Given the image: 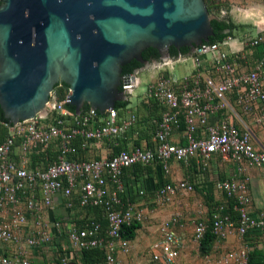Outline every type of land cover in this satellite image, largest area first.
<instances>
[{
  "label": "built area",
  "instance_id": "obj_1",
  "mask_svg": "<svg viewBox=\"0 0 264 264\" xmlns=\"http://www.w3.org/2000/svg\"><path fill=\"white\" fill-rule=\"evenodd\" d=\"M220 12L225 14L223 9ZM255 28L253 34L204 41L186 56L146 64L156 70L145 81L141 99L152 100L161 108L151 147L134 144L108 157L69 158L75 151L71 145L74 138L85 148L90 140L132 133L137 116L127 105L122 117L115 106L102 113L90 106L70 112L65 100H57L53 93L36 116L7 125V134L0 142V244L11 247L0 250V264H31L28 248L51 244L62 236L69 250L59 258L60 264H68L72 252L96 247L103 250V264H117V249L128 250L123 225L144 219L141 208L122 201V170L136 163H156L165 175L172 160L195 158L206 165L215 155L232 161L235 174L241 177L215 182L219 198L210 200L205 211L199 210L192 237L200 242L209 230L219 242L233 231L239 243L224 258L232 264H247L250 251L256 247L247 242V234L255 230L264 234V207L253 211L244 176L245 165L264 167V135L254 129L264 130V50L249 59L258 45H264V21ZM188 58L194 64L191 72L179 77L162 74L164 68ZM141 68L122 74L125 100L140 83ZM180 122L183 142L172 143L169 138ZM17 138L19 157L14 159L11 152ZM53 142L57 146L55 160L41 168H29L26 155L46 150ZM193 190L194 185L185 178L168 180L156 189L154 203L161 205ZM58 195L65 199L66 208L74 204L99 206L105 224L94 218L79 225L67 221L62 225L60 220L51 219L49 212ZM179 221L180 215L173 213L159 224L160 252L152 258L160 264H173L179 256L181 242L174 231Z\"/></svg>",
  "mask_w": 264,
  "mask_h": 264
},
{
  "label": "water",
  "instance_id": "obj_2",
  "mask_svg": "<svg viewBox=\"0 0 264 264\" xmlns=\"http://www.w3.org/2000/svg\"><path fill=\"white\" fill-rule=\"evenodd\" d=\"M204 0H0V109L10 123L40 113L56 83L65 102L104 112L125 100L122 66L147 47L190 52L213 34Z\"/></svg>",
  "mask_w": 264,
  "mask_h": 264
},
{
  "label": "crops",
  "instance_id": "obj_3",
  "mask_svg": "<svg viewBox=\"0 0 264 264\" xmlns=\"http://www.w3.org/2000/svg\"><path fill=\"white\" fill-rule=\"evenodd\" d=\"M247 9L251 10L250 14L254 17V19L252 18L251 20V27L253 31H244L239 34H234L236 37L246 33L253 34L256 30V24L260 25L264 21V9L262 7H258L257 4H255L249 6ZM223 15L224 14L221 13V16ZM258 47H260V45H258L249 56L250 60L260 53L258 52ZM225 48L228 49V46H225ZM189 53L190 51L181 55L186 56ZM179 54H169L167 57H175ZM185 60H179L175 63L183 62ZM175 63L172 64L171 68H164L161 72L165 71L166 75H172L175 77L181 76L170 73ZM148 67L149 65L145 66V68ZM193 68L194 64L192 63L187 66V70L184 71L183 74L191 72ZM131 98L132 95L125 101H127V107L134 111L137 116V122L134 125L132 133L127 132L120 136L103 138L98 141L90 140L85 148H80L79 138H74L71 141V145L75 147V151L73 153H69L68 157L72 159L108 157L116 153L117 150L130 148L134 144L141 147H151L153 144L154 122L159 118L161 108L152 100L144 102L141 99L140 94L135 95L134 102H132ZM118 114L122 117L125 114V108L119 109ZM254 129L259 135H264L263 129L255 126ZM182 132L183 124L180 122L179 126L173 130L169 140L172 143H182ZM4 137L5 134L3 135L0 131V142ZM18 143L19 139L17 138L14 141V146L11 152V156L14 159L19 157ZM56 154L57 146L56 142H53L46 150H36L27 154L26 164L29 168H41L46 163L55 160ZM134 165H139V163ZM231 176L241 177L235 174V166L232 161L218 155H215L206 165L198 163L195 158H191L187 162L172 160L170 162V171L165 175L157 168H155V170H150L148 173L136 170L133 166L124 168L122 170V201L132 202L141 208L144 219L140 222V225L134 229L132 237L127 238L128 250L122 251L117 249L115 254L117 264H160L158 260H154L152 258V254H158L160 252V236L158 227L161 221L165 220L173 213H178L180 215V221L183 222L182 225L180 221L178 223L182 227H178V224L174 226V231L180 238L181 251L183 244L190 239L191 228L187 225L188 218L193 217V215L195 216L196 212H199L200 209H204L205 211L207 209V203L210 200L219 198L215 191V182ZM244 176L246 177V184L252 199V209L254 212H257L264 207V167L245 165ZM164 178L167 180L185 178L191 182L194 185V190L189 192V194H191V199L188 200L187 198L185 199V197H178L179 194H177L174 198L165 202L164 207H158V205L154 203V194L158 186L163 183ZM140 190H143V193L140 194ZM204 198H206L207 203L205 202L202 204L201 199ZM64 200L65 199L60 195L55 196L53 207L49 212L51 219L60 220L62 225L63 223L65 224L66 221L82 222L88 218L97 219L96 215H99L98 209L95 210L93 207L83 208L77 204H74L71 208H66ZM100 216L102 217L103 222H105L102 212L100 213ZM181 219H183V221ZM246 240L250 245L256 244V247L254 248H260L264 255L263 233L257 230L250 231L246 236ZM225 241L227 246L236 245L237 247L238 245V241L233 231L227 235ZM216 243L217 241H214L212 247L215 246ZM10 247L11 246L7 244H0V250L2 251H8ZM232 249H228L226 252ZM61 250H69L63 236L55 238L54 242L51 244L28 248L27 252L31 264H59L58 259L62 256L60 255ZM68 264L86 263L83 262L79 251H75L69 254ZM93 264H103V262L99 261Z\"/></svg>",
  "mask_w": 264,
  "mask_h": 264
},
{
  "label": "trees",
  "instance_id": "obj_4",
  "mask_svg": "<svg viewBox=\"0 0 264 264\" xmlns=\"http://www.w3.org/2000/svg\"><path fill=\"white\" fill-rule=\"evenodd\" d=\"M212 5L215 6V8H217L218 11L222 7L218 4V2H214L213 0H212V4H209L206 2V7L208 9V12H211V6ZM210 25L212 27L213 34L209 37V39H208L209 42L222 40L226 35H234V34L242 33L245 31V29L248 26H250V25H247L244 23H235L229 17H226V16L219 17L216 14L212 15V17L210 18ZM262 50H264V45H260V47H258V52H261ZM168 51H169L170 55H176L179 53L180 54H186V53H188L189 48L186 46H182L179 48H175L174 46H170ZM141 55L148 60L151 59V56H155L156 58H158V51L155 48L147 47L142 51ZM141 66H142V64L139 61L132 59L131 63L128 62L122 66V74L132 72L133 70L138 69ZM162 74L165 75V71H163ZM67 90H68V87L63 82L56 83L53 87L54 95H55L57 100H63L65 98ZM126 104H127V101H125V100L124 101H116L114 106L119 110V109L125 108ZM64 106L70 112L74 111V107L72 105L65 102ZM88 107H89V105L87 103H84L82 108L86 109ZM10 124H11L10 121L3 116L2 111L0 109V125H1L0 131L3 133V135L7 134V131H8L7 125H10ZM132 166L136 170H140V171L145 172V173H148L150 170H155V168L159 169V167L156 163H153L152 165H141V164L134 165L133 164ZM159 171L162 173V171L160 169H159ZM165 181H168V180L166 178H164L163 182H165ZM227 206H228L227 208L230 209V201H227ZM93 208L95 210L96 209L99 210V215L98 214L96 215L97 216L96 220L100 221L101 224L104 225L105 222H103L102 217L100 216L101 208L99 206H93ZM232 214L235 215V213H233V212H232ZM75 223L77 225H79L82 222L75 221ZM139 225H140V223H137V222L131 223L129 225H123L122 231H121L122 235L125 238L132 237V235L134 233V229L137 228ZM214 241H215L214 235L209 230H207L205 232L203 238L199 242V249L203 252L209 251L210 248L212 247V244ZM65 251L66 250H61L60 255H63L65 253ZM79 253L82 257L83 262L86 264H93V263L99 262V261L103 262V257H104L103 250L99 247L81 250V251H79ZM58 262H59V259H58ZM59 264H60V262H59ZM247 264H264V255H263L260 248H253L250 251Z\"/></svg>",
  "mask_w": 264,
  "mask_h": 264
},
{
  "label": "rangeland",
  "instance_id": "obj_5",
  "mask_svg": "<svg viewBox=\"0 0 264 264\" xmlns=\"http://www.w3.org/2000/svg\"><path fill=\"white\" fill-rule=\"evenodd\" d=\"M214 2H218L221 9L225 10V14L223 16L229 17L235 23H244L248 26L245 31L252 32L253 29L251 27V20L254 17L250 14L249 6L257 4L258 7H262L264 9V0H213ZM205 5L206 2L212 4V0H204ZM207 8V7H206ZM220 9V10H221ZM208 10V9H207ZM218 11L215 6H211V12H208L210 16L216 14L221 17V12ZM263 12V11H262ZM247 14V15H246ZM264 16V13H263ZM192 59L188 58L183 62H177L174 64L173 69L171 70V74L173 75H182L184 71L187 70V66L192 64ZM156 68L152 65L148 68L142 67L140 72L138 73L140 78V83L134 89L132 94V102L135 101V95H142L145 89V81L149 78V74L155 72ZM54 94V91H52ZM178 197H185L188 200L191 199V194H179ZM206 202V198L201 199V203L204 204ZM207 203V202H206ZM165 203L158 205V207H164ZM199 206V205H198ZM198 216V212H196L195 216L189 217L187 220V225L191 228L190 239L185 242L181 248L180 255L173 264H232L229 260H225L224 255L228 249L235 248L236 245H226L225 240H221L215 244V246L211 247L209 251L203 252L199 249V243L196 242L192 237V229H193V221ZM183 221V219H181ZM181 225L183 222H181ZM181 225H177L178 227H182ZM239 243V242H238ZM237 243V244H238ZM152 264V263H151ZM155 264V263H154ZM158 264V263H157Z\"/></svg>",
  "mask_w": 264,
  "mask_h": 264
},
{
  "label": "flooded vegetation",
  "instance_id": "obj_6",
  "mask_svg": "<svg viewBox=\"0 0 264 264\" xmlns=\"http://www.w3.org/2000/svg\"><path fill=\"white\" fill-rule=\"evenodd\" d=\"M142 58L143 59H145V60H147L148 61V63H150V62H155V61H157L158 60V58H156L155 56H151V59H146V58H144L143 56H142ZM130 63H131V60L129 61ZM146 65L145 64H142V66L141 67H145Z\"/></svg>",
  "mask_w": 264,
  "mask_h": 264
}]
</instances>
